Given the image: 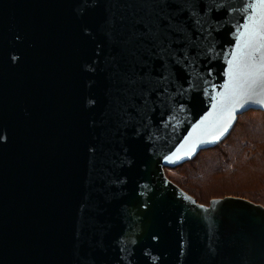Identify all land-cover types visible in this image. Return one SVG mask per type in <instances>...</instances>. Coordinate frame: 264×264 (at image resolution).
<instances>
[{
  "label": "water",
  "instance_id": "95a60500",
  "mask_svg": "<svg viewBox=\"0 0 264 264\" xmlns=\"http://www.w3.org/2000/svg\"><path fill=\"white\" fill-rule=\"evenodd\" d=\"M251 3L0 0V264H264V205L166 174L264 112L212 128Z\"/></svg>",
  "mask_w": 264,
  "mask_h": 264
},
{
  "label": "rangeland",
  "instance_id": "374dc122",
  "mask_svg": "<svg viewBox=\"0 0 264 264\" xmlns=\"http://www.w3.org/2000/svg\"><path fill=\"white\" fill-rule=\"evenodd\" d=\"M263 118L262 114L255 110H249L240 117L237 124L239 126L232 141L235 142V146H232V150L228 151L226 156L214 157L212 160H207L210 158L208 155L211 151L201 154L193 162L195 163L204 158L200 163L203 164L204 162L199 172L203 177L200 176L199 181L194 182L189 180L191 177L187 170L189 167H195L199 163L197 165H189V163H186L180 168L167 169V171L184 181V184L190 190L197 194L200 199L202 198L203 202H200L202 204L208 205L211 197L222 196L223 194H236L230 196L246 198L252 202L264 205V161L261 160L260 162V159H264V157L248 153V149H254L259 144L256 143L254 146L247 145L243 141L245 137H242V135H254L252 133L254 127L256 130H259L255 135H259L262 132L264 134ZM240 140L242 142L238 143ZM241 148H245V150H241ZM230 164L234 165L232 169L229 168ZM235 166L239 168H235Z\"/></svg>",
  "mask_w": 264,
  "mask_h": 264
},
{
  "label": "snow or ice",
  "instance_id": "6c2138e0",
  "mask_svg": "<svg viewBox=\"0 0 264 264\" xmlns=\"http://www.w3.org/2000/svg\"><path fill=\"white\" fill-rule=\"evenodd\" d=\"M249 7L251 14L237 38L238 51L232 53V59L228 62L229 81L224 85L226 91L220 94L221 99L218 102L220 115L212 126L213 129L223 126L220 135H223V132L227 130L234 110L253 100L257 89L261 94V98L257 102L264 104V0H253ZM218 138L216 135L212 136V140ZM191 150L189 149V151ZM176 158L180 159L181 157L177 156ZM168 160L172 162L171 157Z\"/></svg>",
  "mask_w": 264,
  "mask_h": 264
},
{
  "label": "trees",
  "instance_id": "16d2710c",
  "mask_svg": "<svg viewBox=\"0 0 264 264\" xmlns=\"http://www.w3.org/2000/svg\"><path fill=\"white\" fill-rule=\"evenodd\" d=\"M251 110H253V109H251ZM255 110V109H254ZM253 110V111H254ZM249 111V110H248ZM248 111H246V112H248ZM255 111H259V110H255ZM245 112V113H246ZM261 114H262V116L264 117V112L263 111H259ZM244 114V113H243ZM243 114H241L240 116H239V118H238V121H237V123H236V125L234 126V128H233V133L231 132L230 133V135L227 137V139H224L221 143H219L217 146H215V147H213V148H210V149H206L205 151L203 150V151H201L200 152V154H198L194 159H192V160H190V161H188V162H186V163H189V165H197L198 163L200 164L201 162H202V160L204 159H202V160H198L197 162H195V163H193L194 161H196L200 156H201V154H203V153H206V152H209V151H211L210 152V154L208 155L210 158H208L207 160H212L214 157H220V156H226L227 155V152L228 151H231L232 150V146H235V142H232L234 139H233V136H234V134L236 133V131H237V128H238V126L239 125H237L238 124V122H239V120H240V117L243 115ZM264 119V118H263ZM235 127H236V129H235ZM264 130V129H263ZM259 132V130H256L255 129V127H254V129H253V131H252V133L255 135V133H258ZM251 133V134H252ZM242 135V134H241ZM252 135V136H250V134H249V136H245V135H242V137H245V140H243V141H245L246 143L245 144H247V145H252V146H254V144H259L258 146H256V148H254V149H248L247 151H248V153H250V154H252V155H255L256 154V156H259V157H264V134H263V132L262 133H260L259 135ZM249 137V138H248ZM247 138V139H246ZM242 141L240 140L238 143H241ZM241 150H245V148H241ZM217 152V153H216ZM215 154V155H214ZM214 155V156H213ZM207 157V156H206ZM205 157V158H206ZM259 157H257V158H259ZM206 160V161H207ZM261 160H263L264 161V159H260V162H261ZM186 163H183V164H181L180 166H178L179 168L181 167V166H183L184 164H186ZM190 163H193V164H190ZM197 165V166H195V167H189L187 170L189 171V176L191 177L189 180H192V181H194V182H197V181H199L200 179H199V177L201 176V177H203L202 176V174H200L199 172H200V168H202L203 167V164H204V162H203V164H200V165ZM233 164H230V167L229 168H233ZM235 168H239V167H237V166H235ZM235 170V169H234ZM198 171V172H197ZM166 174L168 175V177L172 180V181H175V183H177L182 189H184L186 192H188L190 195H192V196H194V198H196L197 199V201L198 202H203V200H202V198L200 199V197L197 195V194H195L192 190H190L185 184H184V181H182L181 179H178V177H175V176H173V174H171V172L169 173V171H167V169H166ZM205 175V174H204ZM174 177V178H173ZM203 179V178H202ZM230 195H236V194H223L222 196H215L216 198H222V197H225V196H230ZM239 196V195H238ZM215 197H211V199H213V198H215ZM209 199H210V197H209ZM210 199V200H211Z\"/></svg>",
  "mask_w": 264,
  "mask_h": 264
}]
</instances>
